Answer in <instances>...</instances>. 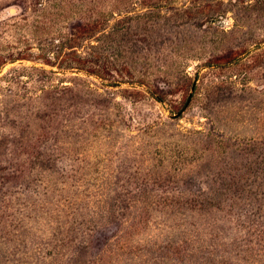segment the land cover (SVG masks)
Masks as SVG:
<instances>
[{"label":"rangeland","instance_id":"obj_1","mask_svg":"<svg viewBox=\"0 0 264 264\" xmlns=\"http://www.w3.org/2000/svg\"><path fill=\"white\" fill-rule=\"evenodd\" d=\"M0 264H264V0H0Z\"/></svg>","mask_w":264,"mask_h":264},{"label":"water","instance_id":"obj_2","mask_svg":"<svg viewBox=\"0 0 264 264\" xmlns=\"http://www.w3.org/2000/svg\"><path fill=\"white\" fill-rule=\"evenodd\" d=\"M12 11H10V13H11ZM7 13H5L4 15H6ZM194 86V85H193ZM192 91H193V87H192V89H191V93L189 94V96H188V98H187V101H186V103H185V105H184V107L181 109V111L179 112V113H177L176 115H174L173 116V118H177V117H179L184 111H185V109L187 108V106H188V104H189V101H190V98H191V95H192Z\"/></svg>","mask_w":264,"mask_h":264}]
</instances>
